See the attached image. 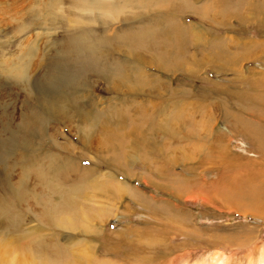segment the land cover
I'll list each match as a JSON object with an SVG mask.
<instances>
[{
	"label": "rangeland",
	"instance_id": "1",
	"mask_svg": "<svg viewBox=\"0 0 264 264\" xmlns=\"http://www.w3.org/2000/svg\"><path fill=\"white\" fill-rule=\"evenodd\" d=\"M222 6L228 11L220 13ZM256 30L264 33V0H0V201L6 206L0 217V264H112L96 256L104 242L111 246L115 240L116 264H264V212L231 208L212 192L219 171L185 158L192 151L188 145L207 150L203 137L188 135L189 119L208 121L213 136L230 126L212 119L214 108L206 118H195L210 96L202 79L214 85L212 79L222 77L210 65L195 63L200 54L190 41L184 47L177 40H192L197 31L204 41L201 50L225 55L229 52L217 40L236 41L231 33L256 35ZM133 54L164 67L145 68L156 77L150 85L136 83L144 67ZM259 55L249 52L245 65L264 68ZM124 73L131 82L117 83ZM220 94L212 92L214 98ZM72 104L93 120L99 112L116 119L112 149L98 147L102 132L92 140L80 135L78 128L86 130L88 124L84 118L56 116L57 108L67 112ZM146 120L164 124L172 137L160 136L150 154L142 152L140 140L133 144L128 128L143 130L138 124ZM33 123L38 126L32 129ZM236 144L229 136L224 146L231 152ZM250 153L249 159H259ZM205 156L211 157L208 151ZM208 163L217 162L212 157ZM84 174L86 180L79 179ZM179 177L186 184L180 186ZM98 182L113 184L104 190ZM50 184L65 188L78 206L57 211L64 197L55 189L51 195ZM21 189L25 201L17 195ZM196 189L216 200L215 216L208 213L214 206L197 199ZM50 217L53 223L47 224ZM8 240L14 241L11 254ZM92 241L99 247L77 248ZM24 249L33 256H24Z\"/></svg>",
	"mask_w": 264,
	"mask_h": 264
},
{
	"label": "bare ground",
	"instance_id": "2",
	"mask_svg": "<svg viewBox=\"0 0 264 264\" xmlns=\"http://www.w3.org/2000/svg\"><path fill=\"white\" fill-rule=\"evenodd\" d=\"M176 4V2H175ZM173 9V8H171ZM228 11V8L227 6H222V10H220L219 12H226ZM204 32V31H203ZM205 33V32H204ZM211 33V32H210ZM195 34V35H194ZM192 34V40H196L198 41V44L192 42V40H190L188 37H180L178 40V42L181 44V46L184 45L183 42H191V44H193V47L196 48V51L197 53L200 54V57L199 59L195 62L196 64H200V65H210L211 67H215V64L217 63H221L222 66L225 64V66L227 64H232L235 60H234V56H232L231 53L229 54H225V55H222L221 53H207L203 50H201V47L203 46L202 43L204 42L203 41V38L201 36V34L197 31H195V33ZM210 35V34H209ZM206 36V35H205ZM207 37V36H206ZM228 39H230L229 36H227ZM233 38V37H231ZM220 39V38H219ZM208 40V38H207ZM218 42H216V45L219 46L220 48H222L223 44H219L220 41L217 40ZM229 41H232L231 39ZM223 42V40H222ZM202 45V46H201ZM263 45H264V42L261 43V47L260 48H263ZM185 47V45H184ZM219 47H217V50H219ZM113 51V50H112ZM109 52V51H108ZM105 53V52H104ZM113 53V52H112ZM106 54V53H105ZM251 54V53H250ZM111 55V54H110ZM113 55V54H112ZM187 56V55H186ZM237 56L241 59H245L246 57L249 56V51H246V50H242L241 52H238ZM198 57V56H197ZM260 58H262L264 60V53L261 52L260 50V55L258 56ZM132 58H135L137 59V63L139 67L143 66L144 67V72H142L141 70H139V68H136V70H139L137 72V75H136V83L140 86V85H150V82L154 79H156V77L154 76H150V74H146V70L145 68L146 67H155L153 68L152 70H156V71H161V69H164V67H162V65H159V64H152L148 61V59L146 58H143L140 54H133V57ZM194 58L196 59V57L194 56ZM83 59V58H82ZM87 59V58H86ZM85 60V59H84ZM194 60V59H193ZM201 60V61H200ZM86 61V60H85ZM248 61V60H247ZM81 62V61H80ZM163 62V61H162ZM264 62V61H263ZM87 65H90V66H93V64L91 65L90 63H85ZM152 64V65H151ZM149 65V66H148ZM174 65H177L174 63ZM207 65V66H208ZM113 66H115L113 64ZM179 67H188L187 64H181L179 62L178 64ZM86 67V66H85ZM88 67V66H87ZM111 67V66H110ZM181 69V68H180ZM189 69V68H187ZM126 70V69H125ZM113 71V70H112ZM116 71V70H114ZM118 71V70H117ZM171 71V70H170ZM107 73H109L108 71H106ZM122 72V71H121ZM135 73V71H133ZM100 73V72H99ZM118 73V72H117ZM115 75H117L116 73H114ZM113 74V75H114ZM125 74V77L124 78H121L120 80L117 81V83H119V81H126V82H131V77L124 73ZM133 75V74H132ZM131 75V76H132ZM264 75V74H263ZM243 76V75H242ZM115 77V76H114ZM135 77V76H134ZM90 78V77H89ZM104 78V77H103ZM118 78V77H117ZM133 78V77H132ZM119 79V78H118ZM264 79V77H263ZM108 80V79H106ZM105 80V81H106ZM114 80V79H113ZM133 80V79H132ZM264 81V80H263ZM116 82V80L114 81ZM90 83V82H89ZM159 82H157L155 85H154V90L155 88L157 87V85ZM216 83H214L215 85ZM91 86V85H90ZM114 86V85H113ZM135 86V85H134ZM116 87V86H115ZM125 87V85H124ZM215 87V86H214ZM213 91V90H212ZM220 91V96L218 97H215L216 98V101H217V104L216 106L214 107L215 109V115L217 114L219 118H222L224 119L228 124L229 126L231 127V130H233L234 132H236L235 130L237 129H240L241 128H246L248 129L250 132H252V125L250 123L249 120L245 121V120H242L241 119V115L242 117H244V114H247L249 111L248 110H245L242 106H240V108L243 109V111L240 112V114H235L234 116H231L232 113L230 112V110H228L226 112V106H227V103L229 102V98H232V97H235L237 99H239V101L241 102V100L243 101H255L259 104V106L263 107V108H260L258 109L257 111L256 110H252V111H256V112H252V113H249L251 114V117L253 119H255L257 122H262L260 124L259 127H264V98L262 97L264 92L261 94H250V93H246V92H236V91H233L231 92L230 90H226L225 89V86L223 88H220V90H216L214 92H218ZM254 95H257V96H254ZM262 95V96H261ZM73 107L70 109V111H63L62 109L60 108H57L56 110V116H58L60 119H67L68 117H72V116H78L80 118H84V123H88L87 124V127H86V130H84V126H81L78 128V131L80 130V135L86 137L88 140H92L91 139V136H93L96 132L97 133H104L105 135V139H103V142H98L99 143V148L100 149H104V148H111V146L113 145V142H114V139H115V136L114 134H116V127H119L118 126V123L116 122V119L114 121H111V119L109 120L108 117H109V114H105L104 112H99L96 117H95V120H93V116L91 118L88 117L89 115V112L81 109L78 105H75V104H72ZM221 106L223 107L221 109ZM114 108V107H113ZM199 108H202V104L199 105L198 109ZM111 109V108H110ZM154 112H160L162 111L161 109H153ZM194 110V109H193ZM197 110V109H196ZM164 111V110H163ZM162 111V112H163ZM192 111V110H191ZM68 112H71V113H68ZM107 112V110H106ZM113 113L111 114V118L112 116L116 115V110L115 111H112ZM160 112V113H162ZM234 112H235V109H234ZM94 113V112H93ZM194 113V112H193ZM231 113V114H230ZM70 114V115H69ZM96 114V113H95ZM167 114V113H166ZM178 114V113H177ZM180 114V113H179ZM169 115V114H168ZM113 116V118H114ZM173 116V115H172ZM180 116V115H179ZM194 116V115H193ZM100 117V118H99ZM167 117V116H166ZM110 118V117H109ZM173 118V117H172ZM245 118V117H244ZM72 119V118H71ZM103 119H105L106 123L103 122ZM179 119V118H178ZM183 120V119H182ZM170 122V121H169ZM37 123H39L37 121ZM85 123V124H86ZM175 124V121L173 122ZM184 123V122H183ZM171 124V123H170ZM173 124V125H174ZM36 126H38L36 123H33L32 124V129ZM84 125V124H83ZM140 125L141 127L142 126H145L142 127L143 130H139L140 128L137 126L136 128L132 126L128 127V128H131V130H129V132L132 134V137H135L134 139V143L133 144H137V141L140 140L142 142V146H143V151L148 150L147 151V154H150L151 153V149L156 145V143L160 140V136H165L167 137L168 136V132L164 130V124L158 122V121H150V120H146L143 122V124H138ZM212 125V123H211ZM162 126V127H161ZM209 127H210V124L208 123V121H201L198 122V121H195V120H191L189 119L188 120V127H187V130H188V135L190 137L194 136L196 137V135H198V137H203L202 139H204V143L207 142V148H209L208 152L209 154L215 159V162H219V160H223L224 161V164H226V167H225V170L226 172L221 174V176L218 175V180L216 181V185L217 187H215V191H213V193L215 192L216 194H218L223 200L224 202L227 201L230 203L231 205V208H236L238 210H251V211H254V212H262L264 211V165L261 167L259 164L256 163V160L255 161H252V159H250L251 161H249V164L241 161V160H237L235 158V155L231 153H229V149H227L228 153L224 151V146L220 143L218 144L215 140V137L212 135V131L209 130ZM229 127V128H230ZM139 128V129H137ZM141 128V129H142ZM180 128V127H179ZM40 131L39 132H42L43 129L42 128H39ZM111 129V130H110ZM136 130V132L134 131ZM164 130V131H163ZM87 131V132H86ZM112 131H115V132H112ZM82 132V133H81ZM108 132H111V134H109ZM135 133V134H134ZM174 134V133H173ZM217 136V135H216ZM172 137H167V139H170ZM185 138V136H184ZM187 139V138H186ZM254 139V138H253ZM256 139H258V135L256 137ZM131 140V139H130ZM129 140V141H130ZM255 140V139H254ZM127 140V142H129ZM162 141V140H161ZM202 141V142H203ZM257 141V140H256ZM260 142L259 145L262 146V148L264 149V137L261 138V141H258ZM171 143V142H170ZM224 144V143H223ZM91 146V145H90ZM146 146H148V148H146ZM151 147V148H150ZM89 148V147H88ZM113 148V147H112ZM111 148V149H112ZM90 149V148H89ZM187 150V149H186ZM158 151H160L158 149ZM263 151V150H262ZM261 151V152H262ZM125 153V152H124ZM116 154V153H114ZM251 154V153H250ZM163 155V154H162ZM252 155V154H251ZM114 156V163L116 162V156ZM125 156V155H122V157ZM145 158H146V154H144ZM264 156V155H263ZM94 158L98 157V156H93ZM121 157V158H122ZM207 157V156H205ZM212 157L211 160H212ZM99 158V157H98ZM125 160V158H123ZM132 159V158H131ZM100 160H102L101 156H100ZM104 160H107V159H104ZM127 162L130 161V157L127 156L126 158ZM153 161V159L151 160V162ZM103 162V161H102ZM248 162V161H247ZM253 162H255V164H252ZM258 162V161H257ZM118 163V161H117ZM211 164V163H210ZM118 165V164H117ZM122 169V168H121ZM89 170V169H87ZM224 170V169H223ZM91 171V170H90ZM92 172V171H91ZM88 176L86 174L82 175L79 177V179H82V180H86ZM25 178V177H24ZM96 181V179H95ZM7 183V182H6ZM5 183V184H6ZM80 183V182H79ZM83 183V182H82ZM21 184H27V181L26 180H23L21 181ZM100 184V186H99ZM103 184V182H102ZM101 184V182H98V186L99 188L100 187H103L104 190L112 185L113 183L110 182L108 184V186L104 183L103 185ZM174 184V183H173ZM177 185V184H176ZM26 188V187H25ZM54 189L55 191H57L56 194H59V195H62V197H64V200H63V203H60L59 204V209L57 208V211H60V213L64 212L65 210H69V208H76V206H78V203L77 205H75V201H73L74 203L72 204L71 200H70V197L67 196L69 195L68 192L65 191V188L64 189H61V188H54L53 185H49L47 186V190L50 192L51 195H54ZM212 189V188H211ZM3 190V189H2ZM208 190V189H207ZM200 191V190H199ZM210 191V190H208ZM9 192V191H8ZM20 192V191H19ZM12 193V192H11ZM21 194H17L19 196V200L20 201H25V196H24V193H23V190L21 189ZM34 193V192H33ZM263 194V195H262ZM53 197V196H52ZM61 198V197H60ZM226 202V203H227ZM225 203V204H226ZM48 205L45 206L44 210H46V213L47 214H51L50 212V206L47 207ZM227 206V205H226ZM229 206V205H228ZM6 206L4 205L3 202L0 201V211H1V208L4 209ZM54 208V207H53ZM79 212L80 214L79 215H82V211L81 209H79ZM2 212V211H1ZM78 212V211H77ZM76 212V213H77ZM4 212L0 213V217H2ZM54 213V212H53ZM66 213V212H65ZM64 213V215H65ZM46 214V215H47ZM68 214V213H66ZM45 215V213H44ZM51 216V215H49ZM68 217V216H67ZM51 218V217H50ZM64 218V217H63ZM66 218V217H65ZM80 218V217H79ZM12 220V219H11ZM50 221V222H49ZM49 221H45L47 222V224H52L53 223V220L52 218L49 219ZM59 221V220H58ZM80 221V220H79ZM18 222V221H17ZM64 222V221H63ZM11 224L13 226L16 227L17 223L14 222V220H12ZM19 225V224H18ZM63 226V225H62ZM7 239V238H6ZM14 241L13 240H8L6 241L5 243V248L7 247V250L9 251L8 253L11 254V249L12 247L14 246V244H12ZM13 245V246H12ZM15 247V246H14ZM18 248V247H17ZM19 250V249H17ZM84 251V250H83ZM19 252V251H18ZM23 255H27L29 254L28 253V250L26 252V250L24 249L23 251ZM82 252V251H81ZM20 253V252H19ZM1 254H3V256H5V250L1 252ZM21 254V253H20ZM30 255V254H29ZM86 255H87V252H86ZM28 256V255H27ZM30 256H33V255H30ZM11 257V256H10ZM36 257V256H35ZM74 259H73V262H75L77 260L76 258V255L73 256ZM80 257V256H79ZM82 259V256L80 257ZM22 259V258H21ZM2 257L0 256V262L2 261ZM33 260V259H31ZM21 261V260H20ZM2 263V262H1ZM4 263V262H3ZM26 263V262H25ZM29 263H31L29 261ZM32 264V263H31ZM44 264V263H43ZM75 264V263H73ZM80 264V263H79Z\"/></svg>",
	"mask_w": 264,
	"mask_h": 264
},
{
	"label": "crops",
	"instance_id": "3",
	"mask_svg": "<svg viewBox=\"0 0 264 264\" xmlns=\"http://www.w3.org/2000/svg\"><path fill=\"white\" fill-rule=\"evenodd\" d=\"M233 34L232 36H235L237 39L236 41H228V37H226L227 39H221L223 40L220 41L219 44H223L225 47V49H227V51L229 53L232 54V56H234V62L232 64H227L225 66V64L222 66L221 63H217L215 64V67H213L214 70H216V72H218V76L219 78L222 77V79H212L215 81V85H210L206 79H202L201 84L202 86H207L210 89V96L207 97V100L205 101V109L203 108V111H199L198 114H196L197 119H202V118H206L207 116H205L206 114L210 113V111H212V109L216 106L217 101L216 98L213 97L212 92L216 91V90H220V88H223L225 86V89L230 90L231 92L233 91H243L246 93H250V94H262V91H264V68L259 66H246L245 65V60L241 59L237 56L238 52H241L242 50H246L249 51L250 53H258L260 54V45H261V40L264 38V33L259 32L258 30H256V35H250L248 32H240L239 34L233 32L231 33ZM224 37V36H223ZM250 40V41H249ZM264 48V45H263ZM256 58V57H255ZM242 61H244L243 65H242ZM254 62H259L261 63V61H255ZM244 65L246 67H244ZM215 73V72H214ZM243 75V76H242ZM263 84V85H262ZM215 86V87H214ZM263 88V89H261ZM261 89V90H260ZM213 90V91H212ZM257 96V95H254ZM262 96V95H261ZM264 98V94L262 96ZM240 106H242L245 110H248L249 112L247 114H244V117H242L241 115V119L242 120H249L253 119L251 117L252 112H256L258 109L263 108L261 106H259V104L257 102H253V101H243L241 100V102L239 101V99L232 97L229 98V105L227 104L226 106V112L228 110H230V112L232 113L231 116H234L235 114H240L241 111H243L242 108H240ZM224 107V106H223ZM221 106V109L223 108ZM235 109V112H234ZM252 110H256V111H252ZM230 113V114H231ZM216 116H218L217 114L214 115L212 117V119H214ZM239 116V115H238ZM252 127V132H250L248 129L246 128H241L235 130L236 132H234L233 130H231L228 126L226 127V129L223 128H219L217 129V131L215 132L216 134H219V136H214L215 140L218 144H222L223 146L226 145V140L229 136L235 137V139L238 141V144H236V146H231L232 147V151L235 155V158L237 160H241L247 164H249V161H251L249 158H254L253 156H251L249 153L250 152H254V154L256 153V157H259V159H254L252 161L256 160V163L259 164L261 167L264 165V149L262 148V146L259 145L261 141V138L264 137V127H259L260 124L262 122H251ZM226 126V125H225ZM224 126V127H225ZM258 135V139H256ZM223 139H222V138ZM255 140H254V139ZM257 140V141H256ZM220 141V143H219ZM224 143V144H223ZM200 145V144H199ZM226 148V146H224ZM188 148H191V153L190 155H187L185 158L186 159H190L189 156H191L193 158L194 163H198L199 166H205V168H212L214 170H217L219 172H217L216 174H218L219 176H221V174L225 173V167L226 164H224L223 160H219V162H217L214 165L209 164V160H211V158L209 157H205L204 155L206 154V152L209 150V148H207V150L204 147H200V146H193V145H188L187 146V150ZM228 149V148H227ZM225 150V149H224ZM263 150V151H262ZM228 151V150H227ZM230 151V150H229ZM262 151V152H261ZM226 152V151H225ZM229 152V153H231ZM228 153V152H227ZM232 153V154H233ZM212 157V156H211ZM205 160H204V159ZM203 159V163H199V161ZM248 161V162H247ZM258 161V162H257ZM252 164H255V162H253ZM224 169V170H222ZM207 175V174H206ZM207 178L211 177V174H208L206 176ZM179 180L180 184L181 182L183 184H181L180 186L186 184L184 183L183 179H181V177L177 178V181ZM185 189L186 186H184ZM163 189V188H162ZM200 191H202V189H199ZM198 189H196L197 192H199ZM215 190V189H214ZM213 192V191H212ZM207 193H209L207 191ZM199 194V197L197 199H201L200 197L204 198V201H206V204L212 205L214 206L212 208H209L208 213L209 215H216V200L214 198L211 199L210 195L207 194H202V193H197ZM206 196L208 199H206ZM210 196V198H209ZM264 212V211H262ZM260 212V213H262ZM90 242H82L79 243L80 245L77 246V248H81L82 246L86 247H99V246H94L92 244H98L99 243H94L92 241V243H90L91 246H89ZM84 244V245H83ZM107 243H103V246H101L103 248L102 252H100V256H96V258L100 259H105L107 261V259H111L112 264H116V240L112 243V245H105ZM83 253H86L85 251L82 250ZM82 253V254H83ZM88 254V252H87ZM102 255V256H101ZM85 254L82 255V257H84ZM89 255H87L86 257H88ZM91 258H94V256H91ZM90 258V259H91ZM103 261V262H106ZM96 264H101V261L99 260ZM103 264H108V263H103Z\"/></svg>",
	"mask_w": 264,
	"mask_h": 264
}]
</instances>
